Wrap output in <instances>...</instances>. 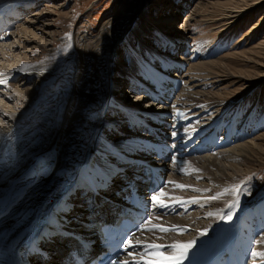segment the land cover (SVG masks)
Listing matches in <instances>:
<instances>
[{
	"label": "bare ground",
	"instance_id": "bare-ground-1",
	"mask_svg": "<svg viewBox=\"0 0 264 264\" xmlns=\"http://www.w3.org/2000/svg\"><path fill=\"white\" fill-rule=\"evenodd\" d=\"M164 1L166 2L160 3L159 5H153L154 0H131V2L125 0L121 11L117 12L115 17L112 18L111 22H115L114 25L108 23L107 27L98 33L99 36L96 39L93 38L94 40L83 39L84 42H86L85 48H87L83 59L85 61L84 63H86V67L90 68V73L84 74V76L81 77L83 80L77 76L78 79L75 82V89L77 90L75 94L78 101L75 99L73 100L74 103L77 101L74 110L76 115L70 120L67 124L66 130L62 133L66 142L70 140V137L78 136V140L73 139V145L78 149H73L74 146L69 147V145H59L56 159L48 164L41 160L42 162L38 164L35 169L36 173L33 172L30 178L34 175L38 177L40 174H48L50 168H47V166L53 167L56 165L57 170L52 171L51 175L46 180H43L42 178L38 179L37 177L35 180L32 179V182L37 180L36 186L33 189L21 187L22 192L15 196V199L18 200L22 197L25 199L22 202H19V205L11 209L6 216L0 218V264H19L15 261L21 255H23L24 258H27V261L33 262L35 247H40L43 242L39 240L34 244L33 248H30V243L35 236H38L39 231L46 224L44 221L46 215L49 214L48 209L52 211L50 214L53 213L58 220L69 218L70 216L67 213H63L64 210L62 207L59 209L57 206L63 198V195L68 194V191L69 193H74V196L81 193V195L85 197V200H82L85 206L83 209H80L79 212L87 215V217H90L93 221H97L101 218L106 219L112 216V210H107L108 205L104 204L103 201V197L107 195V192L114 191L116 195L113 197V200L115 202H121V200L125 198V195L130 193L129 188H137L138 190L148 189L149 184L146 181L147 176L145 175L142 166L129 161V159H116L111 155L114 152L115 147L116 149L122 147L123 141L121 139H116L111 143L107 140L108 136L106 131L101 133L103 130L111 128L112 126L120 131L127 129V127L130 126L128 122L130 114L128 113L124 116L123 122L122 120H114L112 123L107 122L105 120L106 118L102 119V115L106 106L105 104L112 101L117 102L125 110L130 109L129 106H123L120 102L121 99H119L124 93H127V81L110 79L111 73L114 71L121 72V65H116L115 61H113V54L117 53V50L121 45L127 46L128 51L132 52L135 59L137 58L139 61L142 59V55L136 52V49L138 48L131 45V43L135 38L140 43V48H145L147 42L144 40V36L141 37L135 34H138L140 30L144 34L143 30H145V27L146 30L148 27L152 26L166 29L167 34L165 35L168 36V38L160 42L159 45L161 47L159 48L161 49L154 51L156 52L160 50V52H162V54L158 55L159 59L156 63L159 67V61H162L163 58H165L163 52H169L173 49L172 46H170V43L188 35L186 29L182 28V30H176L174 28L175 23L180 19L182 16L181 14H183L181 13V5H176L174 3L175 0ZM39 2V0H0V5L2 6L0 12L2 11L3 16L9 21L7 25H5L7 26L6 28L11 29L13 26L11 24L12 21H16L17 18H21L20 16L27 12L31 13V9L34 8L32 11L35 12L33 14L35 20L29 21L26 23L27 27L21 29L25 35L24 37H27L30 32L29 30H32L33 27L36 28L44 22L45 18L49 17L48 15H43V12H38L39 8L36 7L39 6ZM145 4L152 7L156 6L166 11L170 10V14H165V16L158 18L155 17L152 12L148 14H145L144 12L141 15L137 14V11H141L143 7H145ZM197 7L202 11L201 16L203 18L209 17L208 19L213 22V25L223 24L218 33L224 35L227 32L233 31L234 28H239L240 25L244 24L245 21L242 22L243 20L263 9L264 0H231L226 3L218 1L215 4V9L212 12H208V15L205 13L207 10V3L204 0H202V3H199ZM201 11L196 14H191L187 21H183L182 25H187V22L196 18ZM263 20L264 14L251 29V26H248L249 29H247L241 41L243 42L247 40L248 42V40L251 39V42L247 43V45L254 43L260 27L263 25L262 23H264ZM132 24L137 27L134 28V25ZM3 31L4 30L0 31V40L5 38ZM26 39L24 40L25 42H27ZM128 41L129 44H127ZM176 46H184V43L177 42ZM8 47L9 46L6 44H0L2 51L8 49ZM233 49H235V47ZM175 51L180 52L177 48H175ZM233 57L235 59L242 57L243 61L253 62L256 66H260V68L256 67L259 69V72L255 76L250 75L252 73H249V76L245 77L243 74L234 75L227 71L229 65H226L225 63L220 64V70V68L216 66L218 65L219 60H222L223 57H219L216 61L197 64H190L192 58L189 59V61L185 59L180 63V66L176 68L178 71V75H176L179 76L178 80L182 85L184 84V86L181 88L173 103H171L169 96L174 93V85H170V83L178 84L177 81H172L171 79L167 80L168 84L164 86L165 90H163L162 87H158L159 83L156 78H152L146 84H141L145 94L159 99L169 98L167 102V112L165 111L164 113L166 118L170 121L169 124L165 123L167 126L159 125L154 122V116L147 117L146 123L149 127L153 128L154 132L150 133L143 128V134H145L146 137H151L153 139L152 142H154V139H159L160 147L165 150V157L171 154H176L174 158L170 160L171 162L166 165V168L170 173L168 172L169 175L165 182H172L174 184L172 187H178V189L173 192V190L166 187L163 188L159 194H146L145 200L148 202L149 206L154 207V210L145 226L153 225L155 226V230L150 232L146 231L144 233L143 230L145 229H142L136 235L134 242L137 243L139 241L141 245L152 243L166 246L173 243H187L193 241L194 243L188 250L185 260L200 256L209 251V248L212 247L210 252L216 256L220 252L225 251L226 254L231 257L230 264H242L245 262H248L249 264H259V262L264 261V232L257 239V244L254 250L255 252L261 253L262 255L260 256H252L248 252L245 259L240 261L239 258L233 257L236 248L233 247L231 249L230 247V245L239 242L243 243L244 241H246L244 244H247L249 241H252L253 243V231H251L248 226V224L253 221V218H250V221L248 219L249 217L237 221V218L241 213L248 212V209L252 208L253 205H245L242 210L238 212L239 204H245L250 197L247 198L246 193L236 191L235 188L233 189V186L236 185L242 177L253 172L250 165L259 166L256 162L262 157L261 154H264V148L259 147V140L263 141L262 138H264V133L254 137L253 140H245L242 142L245 133H238L235 130H230L222 135H217V132L214 134V131L216 129L220 131V128L223 125L224 119L222 116H217V118L209 121L213 116L208 114L207 118L203 119L207 114V111L213 110L217 112L218 108L221 109L219 106L223 104L225 105L222 108H225L227 105L234 106L242 104L243 99L249 94L248 91L250 89L255 88L259 84H264V40L258 45H251L240 52L232 53L231 59H233ZM226 59L227 58H225V60ZM180 60L181 59L179 58L171 60L170 63L164 67V72L162 73L163 76L161 77L162 80L165 81L170 75H175V69L173 67ZM207 65H211L210 68H206ZM9 66L10 65H4V68L0 69V74H3L0 75V80L6 81V83H0V86L3 87L6 84L11 83L14 77L18 78L19 81H28V79L31 78L29 77L30 73L22 72V70L10 68ZM185 67H187L186 73L181 70ZM142 70L147 72L157 71L149 65L144 66ZM206 71L213 73L210 77V79H212L210 82L211 84L219 81L233 82L236 80L242 81L245 87L239 90H234L233 92H225L223 94L225 98H221V96L215 92L212 93L200 89L201 85L204 86L205 84H195V81L202 78L199 77L200 74L198 73ZM254 72H257V70ZM133 73H135L134 68H131L126 72V74H129L128 76L130 79L134 78ZM189 77L190 79L184 82V80ZM119 84L121 86L118 87ZM8 86L12 87L13 85L9 84ZM86 90L89 91L88 94L86 93ZM255 91L262 92V90L259 91V89L256 88ZM16 92L19 95L17 96L19 102L28 105L27 101L32 96L29 95L31 89H19L18 87V91ZM237 92H240L238 96L233 95ZM145 100L147 101L144 97L140 98V102L144 103V105L133 106L135 110L145 109L146 104L148 106V103L144 102ZM71 109V107L68 108L69 111ZM129 111L134 113V110ZM3 115V120H0L1 146L3 145L2 142L8 138L9 134H11L16 128L14 127L10 132H7L6 128L3 127L4 124H9L11 121L14 125L16 122L19 124V120L17 121L19 118L14 110H6L0 107V116ZM208 116L210 117L208 118ZM107 119L112 120L109 117H107ZM138 127L139 124L137 123L133 125L134 129ZM55 134V129H49L41 133L37 132V135L43 141L41 147L46 144L45 142L49 136L48 142L49 140L51 141V138H53ZM123 135H127V133H124ZM216 135L218 136V141ZM8 139L13 143L10 138ZM209 141L216 144L211 146ZM3 147H5V143ZM18 147L20 148H17L15 152L21 151V144L18 145ZM148 147L151 149L154 148L153 145H148ZM12 150H14L12 144L7 146L4 150L0 149V179L4 172H14L15 170L21 171L24 167H20V169L17 166L21 165H15V158H17L16 154H14V158L12 152L10 153V156H8V152ZM254 150L256 151L254 152ZM97 152H99L100 157H98ZM136 153L139 157L146 156L143 152L136 151ZM152 159L156 164L164 161V159H159L156 154H154ZM246 163L248 164V167L245 166ZM112 164H114V167L109 169L108 165ZM13 166L15 167L13 168ZM120 173H123V175ZM174 173L176 175H174ZM94 175L98 177L102 175L105 176V178H102V182L98 186V195L95 196H93L88 189L84 188V184H86L90 178L94 177ZM202 178H204V181ZM7 185L3 186L1 190L6 191V187H8ZM179 185H184L186 187L181 188ZM8 194L9 192L3 196L4 198L0 199V210L6 205V196ZM154 195L157 196L159 201L163 202L166 206L161 207L158 206L157 202H153L151 197ZM164 196L167 198L164 199ZM89 197L91 201H89ZM171 202L179 204H169ZM10 203H7V206H9ZM254 208L258 211L257 214L264 219V203L255 205ZM189 210H193V212L185 214V212ZM3 211L4 210L2 209L0 213ZM209 213L212 215H209ZM228 217H233V219H229ZM14 218L20 219L21 226L19 222L17 225L11 224L9 226ZM71 223L73 225V221H71ZM24 224L27 225L21 230ZM162 227L169 228L170 231L167 233L162 232L159 230ZM177 228L183 229V231L171 230ZM257 229L261 230L262 227H258ZM91 235H93V233H91ZM218 235L223 238L219 239V241L213 245L212 241ZM57 239L60 241L66 240L69 243L72 241L69 238H63L61 236H58ZM83 239L93 243L89 254L90 256H95L99 249L98 240L92 237L86 238L85 236H83ZM53 241L55 240L53 239ZM222 241L224 243H222ZM67 245L68 244L63 242L58 243L55 247L56 254L53 257L48 255L47 258L41 257L40 259L44 264H71L72 260L67 256L69 252ZM147 251L148 249L141 246L140 249L135 251L133 255L134 259L139 261L141 256H144L145 261L150 259L155 260V255L145 256ZM156 251L167 255L172 250L161 247ZM37 259L38 257H36V260Z\"/></svg>",
	"mask_w": 264,
	"mask_h": 264
},
{
	"label": "rangeland",
	"instance_id": "rangeland-1",
	"mask_svg": "<svg viewBox=\"0 0 264 264\" xmlns=\"http://www.w3.org/2000/svg\"><path fill=\"white\" fill-rule=\"evenodd\" d=\"M39 1V6L36 7L39 8L38 12H43V15H48L49 17L45 18L44 22L36 28L33 27L32 30H29L30 32L28 33L27 37H24L25 35L21 31V29L27 27L26 23H28L29 21L35 20L33 16L35 12L32 11L34 10V8H32L31 13L27 12L21 15V18H17L16 21L12 22V28L3 31V34H5V38L3 40H0V44H6L10 47V49L8 47V49H4V51H2L0 48V69H3L4 65H10V68H17L18 70H22V72L30 73L29 77H31L30 79H28V81H19L18 78L14 77L12 79V82L9 83L10 85H13L12 87L8 86L9 84H6L3 87L0 86V107L6 110H14L15 114L19 118L17 119V121L19 120V124H17L16 122V124L14 125L12 121L9 124H4L3 127L6 128L7 132H10V130L14 129V127L16 128L8 136V138H10L13 143H11L8 138H6L2 142L3 145H0V149L4 150L7 148V146L12 144V146H14V150L8 152V156H10V153L12 152L14 158V154H16L17 158H15V165H21L17 166L18 168L24 166L21 171H6L2 174V177H4H1L0 179V199L4 198L3 196L6 193L9 192V194L6 196L8 202L6 200V205L2 208L4 211L0 213V218L6 216L11 209L19 205V202H22L25 199L24 197L18 200L15 199V196L19 195L22 192L21 187H24L26 189L35 188L37 180L32 182V179L35 180L37 176L34 175L31 178L30 176L33 172H35L37 165L42 162L41 160L45 161L46 164L50 163L52 160L56 159L57 152L59 151V145H69V147L74 146L73 139H79L78 136L72 138L70 137V140L66 142V139H64L62 133L66 130L67 124L70 122V120H72L76 115L74 113V110L78 101V98L75 94L77 90L75 89V82L78 79L77 76L81 78L84 76V74L90 73V68L86 67V63H84L85 61L83 59L87 51V48H85L86 42H84V40H94L93 38L96 39L99 36L98 33L106 28L108 23L114 25L115 22H111L112 18L115 17L117 12L121 11L122 5L123 3H125V0ZM129 1L131 2V0ZM175 1L174 3L176 5H181V13L183 14L180 13L182 16L175 23L174 28L176 30H182V28H184L186 29V31H188L187 36L176 39V41H172L170 43V45H174V43L177 44V42L184 43V46L174 45V47L179 49L180 52H176V55L172 53L174 49L170 50L169 52H163L165 58H163L162 61H159L158 67L156 64L159 59L158 55L162 54V52H160V50L156 52L154 51L157 49H161L159 48L161 47L159 45L160 42L167 39L168 36L165 35L167 34L166 29H163L162 27L152 26L148 27L147 30L145 27V30H143L144 34L141 32V30L138 32V34H135L141 37L144 36V40L147 42L145 44V48H140L141 45L135 38L131 43V45L138 48L136 49V52L142 55V59H140L139 61L137 60V58L135 59L134 54L132 52H129L127 46L124 45H121L118 48L117 53L113 54V61H115L116 65H121L122 68L121 72L114 71L113 73H111L110 79H119V81L126 80L128 86V90L126 87L127 93H124L121 98L118 97L119 99H121V104H123V106L125 107L129 106V110H131L132 108L133 110H135L133 106L144 105V103L140 102V98L144 97L145 99H147V101H144L145 103H148V106L146 104L145 109L135 110V112L139 115L154 113H160L158 115H161L163 113L164 116V113L167 109L161 108L162 103L157 102V99L152 98L148 94H144L140 89L142 88L141 84L147 83L152 78L162 80V78L154 76L161 75L164 72V67L168 63H170L171 60H176L178 58L181 59L174 66L179 67L180 63L185 59L189 61V59L192 58L190 60V64H197L216 61L219 57H223L222 60H219L218 65L216 66L220 68V70V64L225 63L226 65L228 64L230 66H228L227 71L234 75L243 74V76L245 77L249 76V73H252L250 75L255 76L259 72V69H257L256 67L260 68V66H256L253 62L243 61L242 57L236 58L237 60L234 57L233 59H231V54L240 52L241 50H244L251 45H258L264 40V23H262L263 25L260 27L258 34L255 37L254 43H252L251 45H247V43L251 42V39L248 40V42L247 40L243 42L241 41L247 29H249L250 26L251 29L254 25H256L255 23H257L261 19L262 15L264 14V8L259 10L251 17H247L245 20H243L242 22H245L244 24L240 25L239 28H234L233 31L227 32L226 34L222 35L218 33V31L221 30L223 24L213 25V22L208 19L209 17L203 18L201 16L202 11L197 6L199 5V3H202V0ZM204 1L207 3V10L205 11V13L207 14L208 12H212L215 9V4L218 1L226 3L231 0ZM164 2L166 1L154 0L153 5H159L160 3ZM144 6L145 7H143L141 11H137V14L141 15L144 12L145 14L152 12V14H154V16L157 18L165 16V14H170V10L166 11L160 9L159 7H152L146 4ZM199 11L201 12L196 16V18L188 21L187 25H182L183 21H187L191 14H196ZM136 27L137 26L134 25V28ZM25 39L27 40V42L24 41ZM127 44H129V41ZM233 46L235 47V49H233ZM225 58H227V61L225 60ZM146 65L155 68L157 71L147 72L142 70V68ZM187 66L189 67L188 64ZM210 66L207 65L206 68H210ZM131 68L135 69V73H133L134 78L132 79H130V77L128 76L129 74H126V72ZM186 69L187 67H185L184 73L187 72ZM256 70L257 72H254ZM176 74L177 73L175 72L173 78H175V80H178V74ZM198 74H200L199 77L202 78L198 81H195V84H205L204 86L201 85L200 89L207 90L212 93L215 92L220 95L221 98H225V96H223L225 92H233L234 90H239L245 87L242 81H236L234 79L233 82L219 81L217 83L211 84L210 82L212 79H210V77L213 73H211L210 71H206L202 73L199 72ZM189 79L190 77L186 78L184 82ZM81 80H83V78H81ZM119 86L121 85L119 84L118 87ZM131 86L133 87V90L129 88ZM183 86L184 84L182 85V83L177 84L175 93L170 100L171 103L176 100ZM18 87L19 89H31L29 95L32 96L27 101L28 105L19 102V98L17 97L19 95L16 92L18 91ZM255 88L259 89V91L262 90V92H257L258 90L255 91ZM255 88L248 91L249 94H247L246 98L243 99V102L240 105H227L225 108H222L225 105L223 104L219 106L221 109L218 108L217 112L213 110V112L211 110L207 111V114L203 119H206L208 114H210V116H213L209 119V121L217 118V116H222V118L224 119L220 131L216 129L214 133L217 132V135H222L230 130H235L238 133H245L243 135L242 142L245 140H253L254 137L264 133V84H259ZM86 93L88 94L89 91L86 90ZM239 93L240 92H237L233 95L238 96ZM74 99L77 100L76 103H74ZM108 103L105 104L106 106L104 108L102 119L106 118L105 120L109 123H112L114 120H123V111L125 109H123L122 106H120L117 102L112 101L109 104ZM70 107L72 109L69 111L68 108ZM210 116H208V118ZM107 117L112 120L107 119ZM2 118H4V115L0 116V120H3ZM49 129H55L56 134L53 138H51V141L49 140L48 142V139L50 137L49 136L47 138V141L45 142L47 145L44 144L41 147L43 141L37 135V132L41 133ZM107 129L103 130V132L101 133H104V131H106L108 136L107 140L111 143L116 139H121L123 141L122 147H135L137 141H139L140 139L144 141L150 140L149 137L141 138L139 136L141 134L140 131L133 133L132 131H130V129L129 131L125 129L122 132L115 133V128H113V126ZM124 133H127V135H123ZM262 139L263 141L259 140V147L264 148V138ZM4 143L5 147H3ZM209 143L214 142L209 141ZM20 144L22 146L21 151L15 152L17 148H20L18 147V145ZM73 149L76 150L78 148L74 146ZM255 151L256 150H254V152ZM114 152L122 151L120 149H116L115 147ZM97 155L98 157H100L99 152H97ZM111 155L114 156L115 154ZM261 156L262 157H260V160L256 162L259 166L250 165L253 172L249 173L247 176L242 177L236 183V185L233 186V189L235 188L236 191L246 193L247 198L250 197V199H248L245 204H239L238 212H240L245 205H253L252 208L248 209V212H246L247 214L245 212L241 213V215L237 218V221L248 217L249 221L250 218H253L252 220L255 221L257 217H260L257 214L258 211L255 210L254 206L264 203V154H261ZM169 162H171L170 159L168 161H164V167H166ZM54 166H47V168H50L49 173L43 175L40 174V176H38L37 178L46 180L51 175L52 171L57 170V166ZM245 166L248 167V164L246 163ZM14 167L15 166H13V168ZM166 171L168 177V172L170 173V171ZM174 175L176 174L174 173ZM202 179L204 181V178ZM6 185L8 186L6 187V191H2L1 188ZM173 185L174 184L172 182H166V184L156 194H159L162 189L166 187L173 190V192L177 191L178 187L173 188ZM163 198L166 199L167 197L164 196ZM7 203H10V205L7 206ZM189 212H193V210L186 211L185 214H188ZM14 219L10 223H21L20 219ZM230 219H233V217H231ZM260 223H264V220H262V218L256 222V226L258 227ZM263 232L264 227L256 237L253 246L249 249L250 252H253L255 250L257 239L263 234ZM259 264H264V261L259 262Z\"/></svg>",
	"mask_w": 264,
	"mask_h": 264
},
{
	"label": "snow or ice",
	"instance_id": "snow-or-ice-1",
	"mask_svg": "<svg viewBox=\"0 0 264 264\" xmlns=\"http://www.w3.org/2000/svg\"><path fill=\"white\" fill-rule=\"evenodd\" d=\"M3 75V74H0ZM5 80H0V83H5ZM179 187L184 188L186 186L184 185H179ZM215 198V197H214ZM151 200L153 202H157L158 206L164 207L166 205L163 204V202L159 201L157 196H152ZM209 215H212L211 213H209ZM229 219L231 217H228ZM155 230V226H153V228H147L145 229V231H154ZM162 232H169L170 229L169 228H160L159 229ZM172 231H183V229H171ZM134 235V234H133ZM129 247H143L148 249V251L145 253V256H156L155 260H147L145 261L144 256H141L139 261H136L135 264H183V261L185 260V258L187 257V252L188 250L192 247V244L194 243L193 241H189L187 243H173L171 245H166V246H161L158 244H152V243H145L142 244L138 241L136 244H133V242L131 240L127 241ZM161 247L170 249L172 251H170L167 255L163 254V253H159L156 250L160 249ZM129 256H133L134 253L132 252H128L127 253ZM252 256H260L262 255L261 253L258 252H251ZM122 264H129V262L127 260L123 261Z\"/></svg>",
	"mask_w": 264,
	"mask_h": 264
}]
</instances>
